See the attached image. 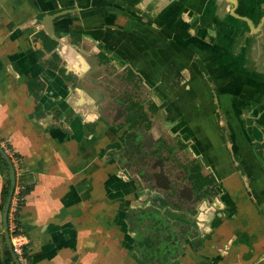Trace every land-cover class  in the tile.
Wrapping results in <instances>:
<instances>
[{
  "label": "crops",
  "instance_id": "obj_1",
  "mask_svg": "<svg viewBox=\"0 0 264 264\" xmlns=\"http://www.w3.org/2000/svg\"><path fill=\"white\" fill-rule=\"evenodd\" d=\"M56 14L48 33L44 17ZM197 16L207 23L191 28ZM138 80L166 104L179 156L217 182L196 217L163 208L160 190H139L119 166L128 126L116 96ZM262 129L264 0H0V137L29 187L17 222L31 264H264ZM3 159L0 264H14ZM159 221L194 236L178 237L177 254L162 234L154 253Z\"/></svg>",
  "mask_w": 264,
  "mask_h": 264
},
{
  "label": "trees",
  "instance_id": "obj_2",
  "mask_svg": "<svg viewBox=\"0 0 264 264\" xmlns=\"http://www.w3.org/2000/svg\"><path fill=\"white\" fill-rule=\"evenodd\" d=\"M206 23L207 19L197 18L195 19V21L192 22L191 28L198 29L205 26ZM100 57L101 60H104V56ZM194 60L198 65L200 71L205 75V77L208 78L207 72L203 67V64L197 58H195ZM106 63L109 64L108 61ZM127 85L130 86V83L125 82L124 85H122L121 91L117 92L116 96V101L120 104V110L122 112V117L117 122V125L128 126V131L124 138L125 146L123 150L119 152L120 156L117 159L120 168L130 173L129 175L132 179L135 180L137 188L139 190L141 188H149L150 190L156 189V186L153 183V178L150 174V167L151 163L154 160L163 159L165 165L164 169L169 172V181L171 182L173 191L176 192L177 188L181 187V185L188 184L195 192L196 197L195 200L192 202V207L190 209H194L195 211V205L202 201L208 202L209 204L212 203L217 194L215 191L217 182L215 181L213 175L207 170L206 164L203 161L195 159L189 163H186L183 160V157L179 156L180 152L184 147V143L179 136L171 135L168 133L170 123L163 116H161V112L166 106V104L163 103L159 105L154 100H152L147 95L145 87H142L140 80H138L137 83V87L139 90L136 93L132 92V90L134 89L131 86L129 88ZM216 120L220 134L225 137V140L227 142H229V136L220 123L218 113H216ZM153 129L155 130L153 131ZM143 133H153L155 135V140L152 148L143 150ZM262 134L264 138V129H262ZM253 149L255 151V154L260 158L264 165V142H254ZM141 154L144 158V162H140L138 160V156ZM5 157H7L10 163L8 164V162L3 159L4 166H8L9 169L11 167L13 168L14 172H16V168L14 166L12 158L7 155H5ZM16 157L20 159L18 156ZM134 167H136L135 173L132 171V168L134 169ZM176 175H178L179 178H176ZM17 185H21L24 187L20 195V204L22 206L24 203V196L28 193L29 187L25 186L19 180L17 182ZM142 186L145 188H143ZM9 188L10 179L7 180V184L5 185L2 191L1 198L3 204L6 202L9 196ZM159 200H161V198H159ZM177 204L175 205V207L171 206V209H179V211H182V206L178 207ZM194 213L195 212H193V215H195ZM168 224H161V236L163 234L165 240L173 238L174 243H177L175 250L178 254L180 252L178 247V237H181L183 239L186 236L193 237L194 235L192 232L189 234L186 233L185 229L179 224L178 226L180 227L176 226L179 229V232L175 233V230L171 226H169L171 224ZM164 225H168L169 227H165ZM17 228L18 229L16 233L20 234L19 225ZM173 232L177 235V238L175 237L176 235H173ZM158 242L159 243H157V245L160 244L162 249V240ZM148 243L149 244L147 246H149L150 249H153V246L151 244V238H149ZM163 245L165 246V244ZM24 251L25 255L29 259V262L31 263L30 258L28 256L27 246H25ZM174 252L175 251L172 250L173 255L175 254ZM146 255L148 254L146 253Z\"/></svg>",
  "mask_w": 264,
  "mask_h": 264
},
{
  "label": "flooded vegetation",
  "instance_id": "obj_3",
  "mask_svg": "<svg viewBox=\"0 0 264 264\" xmlns=\"http://www.w3.org/2000/svg\"><path fill=\"white\" fill-rule=\"evenodd\" d=\"M60 16H62V15L59 14L57 17H60ZM197 18H202V17L197 16L196 19ZM134 89H135V87H134ZM154 130L155 129H153V131ZM154 140H155V135L153 133H143L142 134V147H143V150L152 148L153 144H154ZM138 160L140 162H144V158H143L142 154L138 156ZM183 160L186 163H189V162H191V161H193L195 159L184 157ZM164 166L165 165H164L163 159H156V160H154L151 163V167H150V174H151V176L153 178V183L156 186V189L160 190V192H161V195H160L161 200H159V202H160V205L163 208L171 210V206L175 207V205L178 203L177 204L178 207L182 206V211L180 212L179 209H178L177 210L178 213H183V214L187 213V214H191L192 215L193 212H195L194 213L195 215H193V216L196 217L198 215V212L200 211V206L202 204L211 205L214 202V200H213V202L209 204L208 202L202 201V202H200V203L195 205L196 206V210L194 211V209H190V208L192 207V202L195 200L196 196H195V192L193 191V189L188 184L181 185V187L177 188L176 192L173 191L170 181H169V187L170 188L168 190H165V189H162V188L158 187L156 185V180L154 178V175L159 172L160 167H162L164 173L169 178V172H167V170L164 169ZM132 171L135 173L136 172V167H134V169L132 168ZM129 172H131V171H129ZM176 178H179V176L176 175ZM183 186H186V187L191 189L192 197L190 199H188L186 197H183L182 195L179 194V190H181L183 188ZM136 187H137V184H136ZM215 191H216V188H215ZM164 203H165V205H164ZM180 203H182V204H180ZM160 223L163 224L162 222H160Z\"/></svg>",
  "mask_w": 264,
  "mask_h": 264
},
{
  "label": "built area",
  "instance_id": "obj_4",
  "mask_svg": "<svg viewBox=\"0 0 264 264\" xmlns=\"http://www.w3.org/2000/svg\"><path fill=\"white\" fill-rule=\"evenodd\" d=\"M0 148L3 151L4 155H7L9 157L12 158V161L14 163V166L16 168V172H15V180H16V184H15V188H14V192H13V196L11 199V203H10V208H9V212H8V232H9V236H10V242H11V247H12V251L14 253V255L17 258V261L19 264H31L29 262V259L27 258V256L25 255V251L24 248L26 246L25 243H23V238L21 236V234H17V214L19 212V208L21 207V192L24 189L23 186H19L17 185L18 180L22 183V177L24 175V171L22 169L21 162L20 159H18L16 156V153L12 150L11 146L9 145V143L0 137Z\"/></svg>",
  "mask_w": 264,
  "mask_h": 264
},
{
  "label": "water",
  "instance_id": "obj_5",
  "mask_svg": "<svg viewBox=\"0 0 264 264\" xmlns=\"http://www.w3.org/2000/svg\"><path fill=\"white\" fill-rule=\"evenodd\" d=\"M59 15V14H58ZM56 15H47L44 17V26H45V30L50 33L51 32V23L52 21L58 16ZM0 154L3 156V158L8 162V164L10 163L9 160L7 159V157H5V155L3 154V151L0 148ZM10 171H11V188H10V193L8 196V201L6 203L4 212H3V234H4V238L6 241V245L9 249V252L12 256L13 262L14 264H19L17 261L16 256L14 255L13 251H12V247H11V242H10V236H9V232H8V212H9V208H10V203H11V199L13 196V192H14V188H15V184H16V180H15V172L13 170V168L10 167ZM154 178L156 180V185L162 189L168 190L169 187V178L167 177V175L164 173L162 167H160V170L158 173H156L154 175ZM183 189V190H182ZM181 190H179V194L182 195L183 197H186L188 199H190L192 197V191L190 188L183 186ZM145 228V227H144ZM161 227L157 226L155 232L153 233L154 238L151 239V244L153 246V251L154 253L159 252V250L161 249L160 244L157 245V243H159L158 241L161 240ZM163 239L165 240V238L163 237ZM170 247V244L169 246ZM160 248V249H159ZM156 251V252H155ZM171 254H173L171 252Z\"/></svg>",
  "mask_w": 264,
  "mask_h": 264
},
{
  "label": "rangeland",
  "instance_id": "obj_6",
  "mask_svg": "<svg viewBox=\"0 0 264 264\" xmlns=\"http://www.w3.org/2000/svg\"><path fill=\"white\" fill-rule=\"evenodd\" d=\"M127 86L130 88V86H129V85H127ZM130 90H131V89H130ZM135 91H136L135 89H134V90H132V92L136 93Z\"/></svg>",
  "mask_w": 264,
  "mask_h": 264
}]
</instances>
